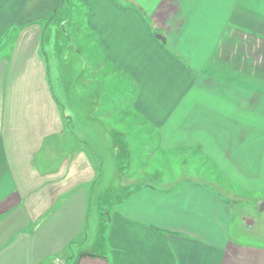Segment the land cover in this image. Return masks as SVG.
<instances>
[{
    "label": "crops",
    "instance_id": "obj_1",
    "mask_svg": "<svg viewBox=\"0 0 264 264\" xmlns=\"http://www.w3.org/2000/svg\"><path fill=\"white\" fill-rule=\"evenodd\" d=\"M103 1L116 12L89 20L103 59L86 84L121 69L157 147L203 158L214 176L126 179L116 209L90 227L101 157L84 151L51 83L66 0H0V264H264V247L231 238L232 183L243 196L264 190V0ZM115 126L91 131L127 130Z\"/></svg>",
    "mask_w": 264,
    "mask_h": 264
},
{
    "label": "rangeland",
    "instance_id": "obj_2",
    "mask_svg": "<svg viewBox=\"0 0 264 264\" xmlns=\"http://www.w3.org/2000/svg\"><path fill=\"white\" fill-rule=\"evenodd\" d=\"M113 1L129 10L145 9L142 0ZM114 9L103 0H66L59 13L68 20L58 35L59 47L54 45L61 52H57L56 68L55 65L54 68L51 66L52 73L60 82L55 84V78H50L53 93L62 110L67 116L73 113L79 138L86 142L84 151L101 157L96 166L100 176L92 185L89 195L88 221L90 227L95 226L96 229L100 221L107 220V212L110 215L116 209L120 197L125 193L122 187L124 180L135 178L136 182L152 183L156 187L185 176L201 177L200 182H207V175L214 176L215 169L203 158L190 162L183 150L166 151L157 147L155 136L148 132L155 124L140 106L136 107L138 103L144 105L137 101L140 89L121 69L95 67L98 69L95 71L96 80L100 85L86 84L90 65H97L103 59L98 42H95L96 49L90 43L92 30L89 20L92 15L116 12ZM144 14L149 16L147 12ZM92 93L99 100L92 101L89 98ZM91 109L97 113L87 121ZM104 123L111 127L120 125L127 130L124 133L93 132L92 127ZM122 143L125 145L123 149L119 148ZM232 184L238 201L232 211L236 223L231 238L242 244L264 247V210H260L258 204L264 199V190H255L249 193L251 196H243L239 186Z\"/></svg>",
    "mask_w": 264,
    "mask_h": 264
},
{
    "label": "built area",
    "instance_id": "obj_3",
    "mask_svg": "<svg viewBox=\"0 0 264 264\" xmlns=\"http://www.w3.org/2000/svg\"><path fill=\"white\" fill-rule=\"evenodd\" d=\"M46 264H66V262L63 258L55 257L54 259H52L50 262Z\"/></svg>",
    "mask_w": 264,
    "mask_h": 264
},
{
    "label": "water",
    "instance_id": "obj_4",
    "mask_svg": "<svg viewBox=\"0 0 264 264\" xmlns=\"http://www.w3.org/2000/svg\"><path fill=\"white\" fill-rule=\"evenodd\" d=\"M158 39H161L162 41H164L163 37L161 35L156 36ZM260 210L264 209V202L259 206Z\"/></svg>",
    "mask_w": 264,
    "mask_h": 264
}]
</instances>
